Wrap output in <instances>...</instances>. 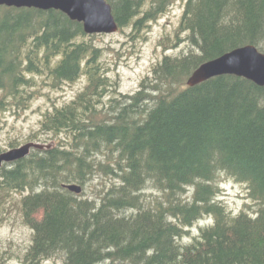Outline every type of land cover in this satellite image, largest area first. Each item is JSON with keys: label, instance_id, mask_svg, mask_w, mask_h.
Listing matches in <instances>:
<instances>
[{"label": "trees", "instance_id": "trees-1", "mask_svg": "<svg viewBox=\"0 0 264 264\" xmlns=\"http://www.w3.org/2000/svg\"><path fill=\"white\" fill-rule=\"evenodd\" d=\"M108 1L120 30L137 32L175 0ZM95 35L58 9L0 7V112L27 109L41 85L87 79L40 122L57 146L0 169V225L20 192L32 229L24 263L264 264V86L230 74L187 84L237 47L264 52V0H185L174 44L162 45L187 49L164 55L133 94L116 88ZM222 176L244 184L257 208L230 211Z\"/></svg>", "mask_w": 264, "mask_h": 264}, {"label": "rangeland", "instance_id": "rangeland-1", "mask_svg": "<svg viewBox=\"0 0 264 264\" xmlns=\"http://www.w3.org/2000/svg\"><path fill=\"white\" fill-rule=\"evenodd\" d=\"M184 6L185 0H175L168 11L153 21L146 31L134 32L130 28H124V31L119 29L111 34H96L92 38V42L102 49L101 62L106 66L109 77L121 93L133 94L137 91L141 81L152 74L153 65L164 55H178L187 49L188 42L185 41L173 48L170 46L165 49L162 45L164 38L169 45L174 44L173 41L170 43L168 37L174 36ZM86 82L87 79L82 77L57 88L41 85L27 109L19 112L15 110L0 112V153L29 141L49 142L55 139L58 141L59 138L53 137L52 134L42 132L40 122L45 113L74 99L84 89ZM11 143L17 145L12 146ZM107 180L105 176L100 177L94 184L101 187ZM219 185L222 191L220 199L233 213L237 214L249 205L257 208L256 203L249 198L244 184L222 176ZM14 193V197L10 195L8 198L10 200L6 203L5 221L0 225V264H25L23 257L32 242V229L25 224L20 212L21 193ZM88 193L91 194L89 191ZM148 193L153 196L159 194L158 191L152 190ZM212 222L211 218H207L195 223L186 241L196 235L201 226ZM42 264H63V259L53 258Z\"/></svg>", "mask_w": 264, "mask_h": 264}, {"label": "water", "instance_id": "water-1", "mask_svg": "<svg viewBox=\"0 0 264 264\" xmlns=\"http://www.w3.org/2000/svg\"><path fill=\"white\" fill-rule=\"evenodd\" d=\"M35 7L39 9H58L71 19L83 23L88 34H111L119 30V24L108 0H0V7ZM245 77L257 85L264 86V52L257 46L248 44L230 50L214 59L202 63L189 76L190 86L202 83L220 75ZM57 146L56 140L49 142L29 141L0 153V169L31 154L32 150H47ZM75 193H81L78 183L64 184Z\"/></svg>", "mask_w": 264, "mask_h": 264}, {"label": "flooded vegetation", "instance_id": "flooded-vegetation-1", "mask_svg": "<svg viewBox=\"0 0 264 264\" xmlns=\"http://www.w3.org/2000/svg\"><path fill=\"white\" fill-rule=\"evenodd\" d=\"M32 152H33V151H32ZM32 152H31V153H32Z\"/></svg>", "mask_w": 264, "mask_h": 264}, {"label": "bare ground", "instance_id": "bare-ground-1", "mask_svg": "<svg viewBox=\"0 0 264 264\" xmlns=\"http://www.w3.org/2000/svg\"><path fill=\"white\" fill-rule=\"evenodd\" d=\"M194 72V71H193Z\"/></svg>", "mask_w": 264, "mask_h": 264}]
</instances>
